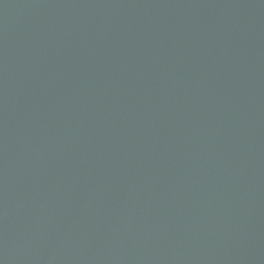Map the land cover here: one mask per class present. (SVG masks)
<instances>
[{
  "label": "water",
  "instance_id": "1",
  "mask_svg": "<svg viewBox=\"0 0 264 264\" xmlns=\"http://www.w3.org/2000/svg\"><path fill=\"white\" fill-rule=\"evenodd\" d=\"M0 264H264V0H0Z\"/></svg>",
  "mask_w": 264,
  "mask_h": 264
}]
</instances>
